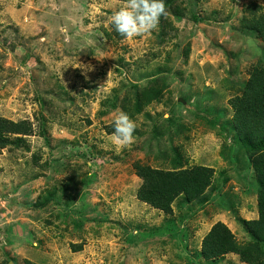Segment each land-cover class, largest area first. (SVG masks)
I'll return each mask as SVG.
<instances>
[{
    "label": "rangeland",
    "instance_id": "1",
    "mask_svg": "<svg viewBox=\"0 0 264 264\" xmlns=\"http://www.w3.org/2000/svg\"><path fill=\"white\" fill-rule=\"evenodd\" d=\"M124 0H0V264H248L206 259L225 225L254 242L259 184L232 102L264 68V0H166L155 29L124 39ZM136 124L117 147L113 121ZM212 169L203 196L169 214L140 201L135 166ZM264 251V244H262Z\"/></svg>",
    "mask_w": 264,
    "mask_h": 264
},
{
    "label": "trees",
    "instance_id": "2",
    "mask_svg": "<svg viewBox=\"0 0 264 264\" xmlns=\"http://www.w3.org/2000/svg\"><path fill=\"white\" fill-rule=\"evenodd\" d=\"M257 34L264 42V16L255 23ZM113 34L121 38L113 27ZM233 122L242 145L255 159L259 192L257 219L247 222L254 242L240 246L230 230L223 224H215L205 237L202 251L206 259H214L232 253L248 264H264V68L251 72L243 94L232 103ZM26 122L13 123L0 119V145H8L9 135H28ZM136 175L142 180L137 197L140 201L165 214L172 211L173 202L183 196L193 201L204 195L212 184L213 172L208 167L189 170L164 171L136 165Z\"/></svg>",
    "mask_w": 264,
    "mask_h": 264
},
{
    "label": "clouds",
    "instance_id": "3",
    "mask_svg": "<svg viewBox=\"0 0 264 264\" xmlns=\"http://www.w3.org/2000/svg\"><path fill=\"white\" fill-rule=\"evenodd\" d=\"M166 14V0H124L123 5L110 17L115 31L124 39H131L156 28ZM135 122L123 111L113 121L111 142L119 147L133 143Z\"/></svg>",
    "mask_w": 264,
    "mask_h": 264
}]
</instances>
